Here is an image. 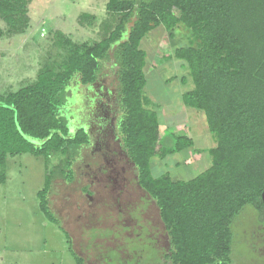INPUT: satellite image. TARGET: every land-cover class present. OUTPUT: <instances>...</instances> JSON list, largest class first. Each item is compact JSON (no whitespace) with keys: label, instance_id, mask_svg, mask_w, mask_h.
Wrapping results in <instances>:
<instances>
[{"label":"trees","instance_id":"obj_1","mask_svg":"<svg viewBox=\"0 0 264 264\" xmlns=\"http://www.w3.org/2000/svg\"><path fill=\"white\" fill-rule=\"evenodd\" d=\"M29 3L0 0V20L9 33L27 28ZM105 11L109 20L102 40H65L69 49L60 64L46 62L33 83L0 94V184L6 182L8 157L30 154L47 163L54 154L66 156L45 176L37 198L39 210L70 240L49 195L58 179L65 187L77 185L76 167L83 157L90 158L93 147L87 128L70 114L72 93L93 84L104 64L114 62L123 113L121 147L135 168L138 187L158 210L170 244L165 260L233 264V228L247 207L264 227V0H108ZM179 25L191 32V42L175 48L165 61L185 64L187 77L180 82L189 80L192 88L181 95L182 103L204 114L216 143L207 150L211 166L189 181L152 175L153 158L197 150L187 135L161 134L143 93L146 53L140 47L157 27L171 36ZM80 187L88 193L87 185ZM70 248L75 264H86Z\"/></svg>","mask_w":264,"mask_h":264},{"label":"rangeland","instance_id":"obj_2","mask_svg":"<svg viewBox=\"0 0 264 264\" xmlns=\"http://www.w3.org/2000/svg\"><path fill=\"white\" fill-rule=\"evenodd\" d=\"M107 1L30 0L25 15L28 26L22 33H9L7 25L0 20V94L15 92L33 83L46 62L52 66L60 64L69 49L65 40L77 44L102 40L103 27L109 20L105 11ZM190 42L191 32L179 25L171 36L157 27L140 45L146 53L143 93L150 101L149 108L156 112L161 134L187 135L193 140V150H197L195 154L183 151L163 160L153 158L151 172L155 178L168 174L173 180L189 181L211 166L207 150L216 143L208 131L205 116L182 103L181 95L192 88L191 81L186 85L180 82L183 76L187 77V68L182 61L173 58L165 61L175 48L188 46ZM172 77L175 79L171 80ZM105 81L111 90V80L106 78ZM73 128H69L70 134ZM65 159L66 156L60 154L52 155L47 163L30 154L8 157L6 182L0 184V264H75L70 247L85 258L86 264H123L127 250L137 257L163 255L162 248L154 253L146 244L148 239H134L131 230L124 229L132 225L130 220L141 218L142 224H150L156 230L161 245L168 247L158 210L137 188L136 171L129 160L123 161V167L128 166V170L117 177L114 188L101 178L91 181L90 200L81 193L80 185L89 183L84 177L71 187L67 184L65 187L59 179L53 182L49 195L51 209L61 218L71 245L58 224L39 210L37 198L50 169ZM87 161L89 158L83 157L77 167L82 168ZM123 177L129 178V185L124 184ZM246 209V214L237 219L238 225L233 228V264H264V227L258 223L256 212L249 207ZM145 231L146 228L142 234ZM136 261L135 264L143 262ZM161 262L162 259L152 264ZM163 264L171 262L163 260Z\"/></svg>","mask_w":264,"mask_h":264},{"label":"flooded vegetation","instance_id":"obj_3","mask_svg":"<svg viewBox=\"0 0 264 264\" xmlns=\"http://www.w3.org/2000/svg\"><path fill=\"white\" fill-rule=\"evenodd\" d=\"M106 78L111 80V84L113 85L111 90L108 89L104 84L106 82ZM72 97L73 106L72 108L70 107V114H72L75 118H78V121L87 128L93 143V147L90 150L91 156L89 161H87V164L83 166L84 168L79 166L77 167L78 182L82 180L83 177L89 180V183L87 184L88 193L86 194V198L88 200L93 195V193L90 191L92 186L91 181L93 182L98 178H101L107 182L108 186L110 185L114 188V184L117 183V177L121 176V174L123 176L128 170V166L123 167V161L125 160L126 162V160L129 159L121 147V138L118 130L119 121L121 120L123 113L120 107L118 95L117 66L114 64V62H111L110 64H104V69L98 75L95 82L88 87L75 89L72 93ZM121 153H123L125 157H122ZM92 160L96 161L93 162ZM109 161L118 162L111 164ZM129 164L133 166L130 160ZM133 169L135 170L134 166ZM123 179L126 181L124 184L126 186L129 185L127 182L129 181V178L126 179L123 177ZM135 183L137 185V175L135 176ZM132 185H134V180ZM80 186L84 187V185ZM89 192H91L90 195ZM143 197H145V194ZM140 216L141 214H139V217ZM134 220L133 222L130 220L132 223L130 226L131 228L124 227V229L131 230V235L134 237V239H148L146 244L148 247H150L152 252L154 251L155 253V250L160 252L159 249L161 250L162 248L161 253L163 255L160 256L158 253V257H152L143 254L137 257L134 256L135 253H131L127 250L125 252L123 264H130V262L135 264L137 263L136 260L143 261L146 264L151 262L152 264L154 262H159L161 259V263L163 264V260L166 259L165 256L170 250V244L166 232L165 237L168 241V247L167 245H161L160 239L158 240L157 235H155L156 230L150 224H142L141 218ZM144 228H146L147 231L142 234Z\"/></svg>","mask_w":264,"mask_h":264},{"label":"water","instance_id":"obj_4","mask_svg":"<svg viewBox=\"0 0 264 264\" xmlns=\"http://www.w3.org/2000/svg\"><path fill=\"white\" fill-rule=\"evenodd\" d=\"M128 33H129V29L127 30V33L125 34V37H124V39H126V38H127V36H128ZM262 202L264 203V191L262 192Z\"/></svg>","mask_w":264,"mask_h":264},{"label":"crops","instance_id":"obj_5","mask_svg":"<svg viewBox=\"0 0 264 264\" xmlns=\"http://www.w3.org/2000/svg\"><path fill=\"white\" fill-rule=\"evenodd\" d=\"M124 233H126V232H124ZM125 237H127L128 239H129V236H128V234H126V235H124ZM126 252V251H125ZM124 252V253H125ZM130 252V251H129ZM125 259V258H124ZM124 259H122V260H124Z\"/></svg>","mask_w":264,"mask_h":264}]
</instances>
